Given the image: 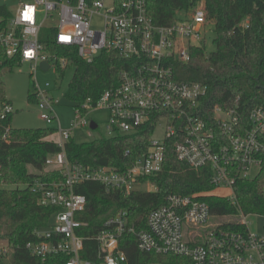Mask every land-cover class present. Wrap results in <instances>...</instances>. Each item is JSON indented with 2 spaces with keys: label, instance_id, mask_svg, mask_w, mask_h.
I'll return each mask as SVG.
<instances>
[{
  "label": "built area",
  "instance_id": "built-area-1",
  "mask_svg": "<svg viewBox=\"0 0 264 264\" xmlns=\"http://www.w3.org/2000/svg\"><path fill=\"white\" fill-rule=\"evenodd\" d=\"M0 6H5L10 14L0 31V65L4 56L17 59L18 66L28 63L31 72L43 61L48 63L43 70L67 68V56H60L41 42L45 30L53 33L56 45L74 47L87 62L101 52L135 61L121 70L119 83L106 89L95 105L87 99L74 107L76 118L71 129L56 128L54 141L61 149L46 157L44 165L59 171L62 178L49 182L35 179L30 185L41 205L56 210L50 223L35 229L32 238L25 242L31 256L43 261L51 257L56 264H124L126 255L119 240L133 234L139 251L172 253L188 257L192 264H264V231L249 229V214L235 215L228 222L242 228L231 229L212 222L206 201L193 194L175 193L147 213L145 227L139 230L129 223L126 210L109 217L93 236L96 259L82 256L88 237L79 233L86 223L77 214L85 209L86 197L76 193L75 186L95 181L106 191L128 194L137 185L147 183V191L155 190L151 182L142 179L162 171L166 139L177 138L176 157L194 170H208L210 182L216 188L229 189L231 194L226 197L232 200L235 181L253 178V169L263 165L264 107L253 108L246 125L236 109L216 106L214 117L220 130L217 135L195 114L207 85L175 76L173 63H186L190 49L204 45L206 40L210 24L203 5L178 11L168 25L152 22L146 0H0ZM94 16L101 17V27L92 25ZM32 94L40 118L48 124L53 122L54 106L59 100L38 85ZM93 108L107 111V137L135 131L153 113H159L158 122H165L163 138L150 137L147 150L124 170L69 161L64 144L73 128L90 127L92 120L87 115ZM12 113L11 101L6 95L0 97V131L4 139L11 130L12 125L5 122ZM14 251L13 243L0 238V255L8 257Z\"/></svg>",
  "mask_w": 264,
  "mask_h": 264
},
{
  "label": "trees",
  "instance_id": "trees-1",
  "mask_svg": "<svg viewBox=\"0 0 264 264\" xmlns=\"http://www.w3.org/2000/svg\"><path fill=\"white\" fill-rule=\"evenodd\" d=\"M198 4L205 7L206 19L213 25L214 49L207 52L204 45L193 47L186 63L173 64L177 79L207 85V93L200 99L195 114L218 135L220 130L214 117L216 106L236 109L246 125H249L250 111L257 106L264 107V0H146L147 12L156 25H168L178 11H189ZM9 16L7 8L0 6V31L5 28ZM41 42L47 49L67 56V67L74 69L66 94L73 107L87 102V99L95 105L106 89L119 83L121 70L135 63L113 52H101L92 62H87L78 56L74 47L56 45L49 30H45ZM1 60L0 97L3 98L2 73L13 70L18 61L4 56ZM65 69H59L60 74ZM29 99L36 101L32 93ZM158 114L153 113L144 124L129 133L81 143L70 137L64 144L66 158L90 167L111 166L124 170L147 150ZM5 123L11 124V116ZM55 130L11 126L7 139L0 131V184L15 185L0 187V238H6L15 247L8 257L0 255V264H56L51 257L43 261L31 256L24 247L35 229L45 228L50 223L56 210L55 207L41 205L38 194L30 189L35 179L49 182L62 178L59 171H45L44 165L46 157L61 149L53 139H48ZM176 140L171 137L165 141L162 171L142 179L155 186L153 191L134 188L123 194L118 190L106 191L95 181H84L75 186L74 191L86 197L85 209L77 214V218L86 223L79 230L81 235L88 237L84 242V258L96 259L97 245L93 236L109 217L126 210L129 223L139 230L145 227L147 213L163 205L172 193L193 194L206 201L213 218L241 213L264 215V181L260 175L238 178L233 185L234 200L216 194L208 170H194L176 157ZM261 157L263 169L264 153ZM28 166L35 171H30ZM223 224L231 229L242 228L234 222ZM119 243L126 255L124 264H192L188 257L172 253L139 251L133 234L124 235Z\"/></svg>",
  "mask_w": 264,
  "mask_h": 264
},
{
  "label": "rangeland",
  "instance_id": "rangeland-1",
  "mask_svg": "<svg viewBox=\"0 0 264 264\" xmlns=\"http://www.w3.org/2000/svg\"><path fill=\"white\" fill-rule=\"evenodd\" d=\"M200 5V4H198ZM210 24V25H209ZM209 32L206 36L204 46L207 52L214 49L212 42L213 25L209 22ZM92 25L95 27H101V17L94 16L92 18ZM31 73V75H30ZM74 69L68 66L62 74L55 70L53 67L48 70H43L41 66L37 65L35 71H30L29 64L23 63L20 66H16L11 71H3L2 79L4 82V89L6 97L11 101L13 106V113L11 115V125L14 128H38L49 127L54 129H71L72 122L76 118L75 108L66 94L68 91L69 83L73 77ZM36 85L46 90L49 94L59 100L54 106L55 120L51 123H46L40 118V112L37 104L34 100H30L31 93L35 90ZM87 118L94 120L97 127L92 129L89 126H81L73 128L71 131V137L75 142H87L98 137L107 136L105 132V123L107 121V111L101 108H93L89 111ZM164 120L157 122L155 129L151 135L152 139H162L164 134ZM51 136V135H50ZM51 138L57 139V134L54 133ZM28 169L34 172V168L28 166ZM47 168H45V171ZM49 170V169H48ZM264 181V168H254L252 177L259 176ZM15 185L0 184V187H14ZM21 186V185H20ZM148 184L143 183L136 186L137 189L147 190ZM219 195H230L231 191L225 188H216L214 190ZM235 216H228L224 218H213L212 222L224 223L234 220ZM249 223V229L252 232L264 231V215L262 214H249L246 217Z\"/></svg>",
  "mask_w": 264,
  "mask_h": 264
},
{
  "label": "water",
  "instance_id": "water-1",
  "mask_svg": "<svg viewBox=\"0 0 264 264\" xmlns=\"http://www.w3.org/2000/svg\"><path fill=\"white\" fill-rule=\"evenodd\" d=\"M40 66H41L42 69H46L48 67V63L43 61V62L40 63ZM96 127H97L96 122L94 120H92L90 122V128L94 129Z\"/></svg>",
  "mask_w": 264,
  "mask_h": 264
},
{
  "label": "crops",
  "instance_id": "crops-1",
  "mask_svg": "<svg viewBox=\"0 0 264 264\" xmlns=\"http://www.w3.org/2000/svg\"><path fill=\"white\" fill-rule=\"evenodd\" d=\"M51 136H52V135H51ZM51 136H49L48 139H53V138H51ZM53 140H56V139H53Z\"/></svg>",
  "mask_w": 264,
  "mask_h": 264
}]
</instances>
